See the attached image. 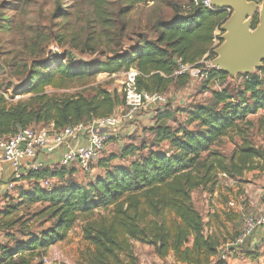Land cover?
<instances>
[{"label": "trees", "instance_id": "1", "mask_svg": "<svg viewBox=\"0 0 264 264\" xmlns=\"http://www.w3.org/2000/svg\"><path fill=\"white\" fill-rule=\"evenodd\" d=\"M144 1L128 0L132 5ZM90 2L100 17L102 2ZM229 15L205 9L200 0L194 5L191 0L186 12L176 11L169 21L154 22L153 39L138 35L124 50L105 49L100 53L94 43L81 49L76 43L72 48L77 55L68 48L60 57L51 54L48 63L26 66V86L21 94L31 97L9 104L0 94V138L29 127L57 132L125 108L123 94L109 93L101 86L91 97L49 96L45 93L48 87L66 89L75 82L88 83L100 74L112 76L130 69L138 72L139 91L165 94L173 84L185 86L190 77L174 73L180 65L202 68L200 62L213 56V40L219 38L215 32ZM257 24L255 17L252 27ZM97 54H103L105 60H92ZM80 56H88L89 63ZM259 71L264 73V63ZM240 76V92H212L208 103L185 112V125L170 126L169 121L176 123L174 112L167 106L158 109L148 130L151 140L122 148L119 158L126 161V166L111 165L115 157L99 158L89 171L99 168L103 173L93 182H76L71 167L28 170L21 181L33 183L31 190L20 197L24 198L21 205L41 204L43 208L35 218L52 224L37 234L27 233V239L16 243L14 249H0V264H32V259L65 241L79 217L88 218L81 232L83 241L93 249L89 264H138L132 242L151 247L161 261L172 255L175 264H226L219 258L221 244L206 231L191 194L212 188L218 174L234 177L254 170L252 161L263 156L262 151L248 146L234 152L228 162L218 153H209L214 144L238 128L240 121L264 110L261 82L253 74ZM226 78L223 72L211 69L204 81L222 86ZM191 125L193 130L187 128ZM46 179L53 181L48 189L39 186ZM3 199L9 200L8 195ZM99 209L107 214L89 218ZM3 216L0 211L1 230L8 227ZM17 256L21 257L19 261L14 259Z\"/></svg>", "mask_w": 264, "mask_h": 264}, {"label": "rangeland", "instance_id": "2", "mask_svg": "<svg viewBox=\"0 0 264 264\" xmlns=\"http://www.w3.org/2000/svg\"><path fill=\"white\" fill-rule=\"evenodd\" d=\"M100 1L102 8L99 17L90 0H0V94L9 104L26 101L31 97L29 94H21L26 86L25 77L28 72L26 66L39 63L43 65L48 63L51 54L54 57H60L69 49L70 53L77 55L72 48L76 43L80 49L94 43L99 53L105 49L122 48L124 50L135 43L138 35L153 39L155 37L154 22L159 19L167 22L176 11H182L183 8L191 5V0H145L134 5L128 0ZM224 12L228 13L227 10ZM215 35L217 37L221 35L219 30L215 32ZM213 57L214 55L200 62L203 70L204 68L207 71L212 69L210 62ZM80 59L89 63L88 56H80ZM93 59L104 61L105 56L97 54ZM260 69L252 74L261 82V89H264V73L259 71ZM123 73L125 72L112 76L100 74L88 83L75 82L66 89L48 87L45 93L49 96L82 94L91 97L93 90L101 86L109 93L116 92L121 96ZM240 75L236 77L227 75L222 86L207 83L204 79L202 81L190 79L183 87L178 83L170 86L165 93L166 105L168 109L173 110L176 123L169 121V125L172 127L185 125V112L195 105L208 103L212 92H219L222 89L230 94L240 92L243 84ZM166 105H154L153 109L140 110L132 120L126 123L138 128L141 126L138 118L144 116L148 122V118L145 117L147 111L151 112L154 109L156 111L159 107L163 109ZM120 114V111H116V115ZM187 128L194 129L192 125ZM108 144L109 142L105 144L104 150L107 148L111 151L112 146L108 148ZM245 146L263 152L262 157L252 161L254 170L244 171L241 176L234 177L218 174L212 188L198 189L191 194L193 206L199 212L206 231L208 233L211 231L224 247L234 241L243 224L244 219L240 216L237 207L247 206L250 214L256 215L258 214L256 207L262 203L260 196L264 195V189L258 195L260 190L255 182L260 180L264 185V110L240 121L238 128L214 144L209 149V153H218L228 162L234 152ZM205 155L208 154H204L203 157ZM86 175L82 177L86 178ZM32 183L27 179H24L21 185L16 183L10 191L11 194L10 192L8 194V202L4 201L0 208L1 213L5 215L3 223L5 227L8 226L0 233V249H14L16 243L27 239L29 236L26 235L27 233L37 234L41 229L52 224L46 219L35 218L36 213L43 208L41 204L21 205L24 198L21 200L20 197L31 190ZM240 185L247 186L245 193ZM39 186L44 188L42 182ZM210 189L213 190L212 195L209 193ZM214 194L217 198L215 201ZM219 201L226 205L231 204L228 206L230 211L226 212L224 207V211L219 210V213H216L213 205H217ZM212 210L214 213H211ZM106 214L107 212L99 209L95 210L89 218L97 219ZM86 220L88 218L79 217L67 239L56 244L53 252L48 250L39 258L32 259V264H43L42 259H46L47 264H89L93 249L83 241L81 232ZM132 247L138 264H174L170 259L158 261L148 246L132 242ZM228 253L225 261L229 257ZM25 255L28 258V254ZM20 258L14 257L15 261H19Z\"/></svg>", "mask_w": 264, "mask_h": 264}, {"label": "built area", "instance_id": "3", "mask_svg": "<svg viewBox=\"0 0 264 264\" xmlns=\"http://www.w3.org/2000/svg\"><path fill=\"white\" fill-rule=\"evenodd\" d=\"M198 1L192 0L194 5H197ZM246 1L257 6H260L263 2V0ZM200 2L205 9L213 10L209 0H200ZM186 11L187 7L183 8L182 12ZM227 12L230 13L229 11ZM218 45L219 40L215 38L212 48L214 49ZM206 73V68L203 70L202 68L180 65L174 76L188 75L190 79L202 81ZM123 75L122 90L125 108L121 111L120 115L114 114L95 120L89 124L67 126L57 132L46 129L38 130L35 127L18 129L12 136L0 138V173L2 162L9 164L11 167V175L7 182L6 191H12L16 183L21 181L23 177V173L21 172L22 165L27 167L28 170H40L44 167L39 161V156L41 154L50 155L60 147L64 149V154L60 159V167L68 168L72 165H77L82 171L88 172L90 167L95 165L100 158L105 144L111 141L114 137L113 132L121 123L132 120L138 111L148 105H166L167 99L165 94H151L138 90L136 85L138 72L136 70L130 69L123 73ZM82 133H86L88 136L87 144L83 147H72L70 145L71 140ZM222 176L225 175L222 174ZM42 184L44 188L48 189L52 187L53 181L46 179L42 181ZM3 204L4 199L0 200V208ZM262 228H264V208L256 215L245 217L240 232L234 241L220 252L219 258L225 260L227 253L232 248L241 246L247 238ZM43 264H47L46 259H43Z\"/></svg>", "mask_w": 264, "mask_h": 264}, {"label": "crops", "instance_id": "4", "mask_svg": "<svg viewBox=\"0 0 264 264\" xmlns=\"http://www.w3.org/2000/svg\"><path fill=\"white\" fill-rule=\"evenodd\" d=\"M166 106H168V105H166ZM153 107H154V105H148L141 110H144L147 108L153 109ZM159 109H161V108H159ZM154 110L151 112H149V111L146 112L147 115L145 117L148 118V122L144 118V116L138 118V120L141 121V126L138 128L135 127L134 125H131V124L126 123V122L121 123L117 127V129L113 132L114 137L112 138V140L108 144L109 145L108 148L112 146V150L108 151L106 148L104 150V152L101 154L100 159L114 158L115 157V159L113 160L111 165L116 164V165L126 166L127 165L126 161L120 160L119 153L122 150V148H124V146L132 145V146L137 147V146H140L144 143L147 144L151 140V136H150V133L148 132V130L152 126V119L155 115V112L158 109H156V111H154ZM87 138H88V136L86 135V133L85 134L82 133V134L74 137L71 140L70 145L72 147H83L87 144ZM63 154H64V149H63V147H60V148L56 149L50 155L41 154L39 156V161L42 163L44 168L50 169L52 171L53 169L60 167V165H59L60 159H61ZM1 168L2 169H1V173H0V200H2L5 197V195L9 194V192L6 191V189H7L6 187H7V182L9 181L10 175H11V167L9 164L2 162ZM70 169H72L74 171V174L72 175L73 179L78 183H84V184L93 182L96 177H101L102 173H103V171L99 168H94L91 171L84 172L77 165H72ZM27 171H28L27 167L22 165L21 172L23 173V175H25L27 173ZM84 174H87L86 178L82 177V176H84ZM255 183L258 185L257 187L260 190V193L258 195H260L264 189V185L261 184L262 182L260 180L255 182ZM18 184H20V185L23 184V181L18 182L17 185ZM240 186H241V189H243V190H245V188L247 187L244 185H240ZM210 190H209V193L211 194V192H213V190L212 189H210ZM246 191L247 190H245L243 193H245ZM10 194H11V192H10ZM215 194L213 195V197L216 196ZM260 197H262V199H261L262 203H259L256 207V211L258 213L261 212V210L264 208V195H262ZM215 200H217L216 197L214 198V201ZM5 201H7V200H5ZM228 206H231V204L228 203L226 205V203H222L221 201H219V202H217V205H213V208L215 209L216 213H219V210L224 211L223 210L224 207L226 208L225 211L229 212L230 209L228 208ZM237 209L239 210V214L243 219H245V217L251 215L250 212L248 211L247 206L237 207ZM211 213H214V211L212 210ZM0 220H1V217H0ZM240 230H239V232H240ZM1 231L2 230L0 229V233H1ZM209 234H212L211 231L209 232ZM0 243H1V241H0ZM220 244L221 245H220L219 250L221 252L223 249H225V247L227 245L224 247L222 243H220ZM53 248H54V246L49 249V252H53L52 251V250H54ZM152 252H153V249H152ZM153 255H154V252H153ZM228 256L229 257L226 260V264H264V228L259 229L251 237L247 238L241 246L232 248L231 252L228 253ZM156 259L161 262V260H159L157 257H156ZM167 259H170L173 262L172 255H169V257L164 259V261H166Z\"/></svg>", "mask_w": 264, "mask_h": 264}, {"label": "water", "instance_id": "5", "mask_svg": "<svg viewBox=\"0 0 264 264\" xmlns=\"http://www.w3.org/2000/svg\"><path fill=\"white\" fill-rule=\"evenodd\" d=\"M216 11L230 15L219 28V45L213 50L212 69L230 77L252 74L264 62V0L260 6L246 0H209ZM257 17L258 24L252 27Z\"/></svg>", "mask_w": 264, "mask_h": 264}]
</instances>
